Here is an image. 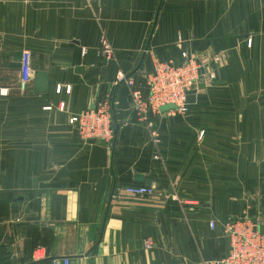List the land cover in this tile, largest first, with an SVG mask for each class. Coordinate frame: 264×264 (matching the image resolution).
<instances>
[{"label":"crops","instance_id":"crops-1","mask_svg":"<svg viewBox=\"0 0 264 264\" xmlns=\"http://www.w3.org/2000/svg\"><path fill=\"white\" fill-rule=\"evenodd\" d=\"M182 52L187 112L137 108L118 74L145 95ZM104 100L113 136L88 142L69 118ZM244 212L264 224V0H0V264H203Z\"/></svg>","mask_w":264,"mask_h":264},{"label":"built area","instance_id":"built-area-1","mask_svg":"<svg viewBox=\"0 0 264 264\" xmlns=\"http://www.w3.org/2000/svg\"><path fill=\"white\" fill-rule=\"evenodd\" d=\"M102 52L109 59L113 55V49L106 41L102 43ZM188 53L182 52V61L155 60L151 70L146 75V92L136 86L135 81L120 73L116 77L117 82L125 83L131 92L134 104L137 108H151L159 111L166 104H173L179 113H186L187 92L193 89L199 81L200 69L194 59L189 58ZM20 68V87L25 86L31 80V68L29 53L22 56ZM213 75L209 74V78ZM144 96V97H143ZM107 101L98 103L95 109L85 110L80 114L69 118V123L74 124L84 139L110 140L113 136L110 111ZM128 195L150 196L154 194V186L138 184L123 187ZM209 226L215 227V222L210 221ZM224 233L229 238V248L219 259L206 260L203 264H264V233H261L256 224L242 219L228 221L223 226ZM146 247L149 244L146 243ZM57 260H53L56 264ZM63 264H69L68 258L62 259Z\"/></svg>","mask_w":264,"mask_h":264},{"label":"water","instance_id":"water-1","mask_svg":"<svg viewBox=\"0 0 264 264\" xmlns=\"http://www.w3.org/2000/svg\"><path fill=\"white\" fill-rule=\"evenodd\" d=\"M21 60H22V53L21 52H16L13 54V64L10 66L15 67V68H21ZM34 92L35 93H44L46 91L47 87V72L43 70H38L35 71V76H34ZM202 84H198L197 89L202 88ZM196 89L190 90L188 93H194ZM175 108V105L173 104H166L160 107L161 111H166V110H172ZM94 141L93 139H89L88 142ZM135 179L138 181H144L146 185L150 186L151 182L149 180H144L142 175L137 174L135 176ZM254 223H257L256 219H253ZM260 230L262 233H264V225L260 224L259 225Z\"/></svg>","mask_w":264,"mask_h":264},{"label":"rangeland","instance_id":"rangeland-1","mask_svg":"<svg viewBox=\"0 0 264 264\" xmlns=\"http://www.w3.org/2000/svg\"><path fill=\"white\" fill-rule=\"evenodd\" d=\"M188 56H189V54H187ZM182 57V56H181ZM189 58H190V56H189ZM192 59V58H191ZM195 61V60H194ZM196 62V61H195ZM197 63V62H196ZM200 78H201V75H200ZM200 78H199V81H200ZM199 81H198V83L196 84V86L193 88V89H196L197 90V86H198V84H199ZM193 89H191V90H193ZM190 91V90H189ZM188 91V92H189ZM188 92H187V94H188ZM188 102V101H187ZM187 106H188V103H187ZM244 215H245V212H244V214H242V216L243 217H241V218H238V219H242V220H244V221H251L252 223H254L253 222V219H256L257 220V223H254V224H256V226L258 227V229L260 230V227H259V225L260 224H262L256 217H254L253 219H251V215H253V213L250 215H248V213L246 214L247 215V217H244ZM245 215V216H246ZM259 216V215H258ZM260 217V216H259ZM245 218V219H244ZM261 218V217H260ZM262 219H264V216H263V218ZM262 225H264V224H262ZM260 232H261V230H260ZM262 233V232H261Z\"/></svg>","mask_w":264,"mask_h":264}]
</instances>
